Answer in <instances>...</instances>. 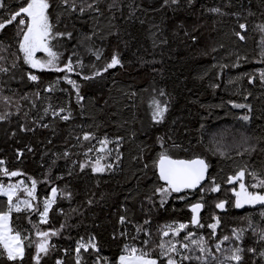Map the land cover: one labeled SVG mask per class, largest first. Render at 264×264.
Returning <instances> with one entry per match:
<instances>
[{"label": "trees", "instance_id": "1", "mask_svg": "<svg viewBox=\"0 0 264 264\" xmlns=\"http://www.w3.org/2000/svg\"><path fill=\"white\" fill-rule=\"evenodd\" d=\"M4 3L0 17L6 18L25 0ZM50 3L54 32L72 33L71 39L51 41L53 51L61 54L57 65L64 67L71 57L74 71L31 68L18 49L16 25L0 31V66L9 69L0 72V115L7 114L0 120V161L4 162L0 185L15 186L12 205L19 202L22 210L11 212V228L12 234L21 233L25 249L22 260L10 261L0 245V264H37L39 231L50 233L49 251L40 253L39 264H76L77 243L92 237L100 251H82L81 264H95L97 255L107 264H118L125 246L142 250L157 264H168L169 257L159 245L163 242L167 247L169 240L180 250V255L170 254L177 264H236L224 259L236 246L244 249L241 264H264L259 256L264 251L259 239L264 232V206L236 208L233 189L238 191L239 183H228L229 177L246 168L243 182L248 191L264 194V188L250 187L256 181L247 174L264 178V57L260 55L264 33L256 27L264 24V0H179L178 4L99 0L95 7L100 13L87 10L92 0H75L77 8H86L83 15L67 11L60 0ZM216 8L220 12L211 11ZM241 23L246 31L240 29ZM237 32L246 38L241 40ZM85 36L91 39L84 40ZM113 54L119 55L123 67L104 72ZM36 57L49 59L44 52ZM98 71L101 74L95 75ZM29 73L39 80H29ZM66 76L75 81L83 99ZM50 86L52 91L47 90ZM3 97H10L11 103H4ZM153 98L167 105L160 123L152 118ZM233 104L250 105L251 111ZM60 108L65 109L61 115L71 112L68 121L53 115ZM244 115L250 119L243 120ZM85 133L95 138L84 141ZM105 138L112 143L100 152L99 141ZM88 148L93 151L85 155ZM165 149L174 159L205 160L209 168L204 191L172 193L161 206L154 190L164 182L155 162ZM98 157L112 168L104 173H94L90 166L81 170V164L90 165ZM5 168L21 174L6 176ZM33 180L34 198L27 193ZM213 181L220 186L217 192L210 191ZM53 187L56 202L47 223H42L39 213ZM23 201L33 207L26 209ZM198 202L204 205L203 227L191 223V206ZM220 202L225 209L216 207ZM8 209V197L0 192V214ZM217 219L213 234L209 225ZM179 224L187 227L175 236L168 226L175 229ZM233 229L245 230L242 240H235ZM52 231L58 235L52 236ZM164 231L169 235L164 236ZM188 233L194 240L203 237L204 253L184 239ZM224 236L230 240L218 252L215 245ZM181 243L189 248L182 249ZM248 248L257 251L253 254ZM184 255L192 259L183 260Z\"/></svg>", "mask_w": 264, "mask_h": 264}, {"label": "snow or ice", "instance_id": "2", "mask_svg": "<svg viewBox=\"0 0 264 264\" xmlns=\"http://www.w3.org/2000/svg\"><path fill=\"white\" fill-rule=\"evenodd\" d=\"M99 2V0H92V3L87 4V10H92L97 13H100V9L98 7H95V5ZM164 4H168L169 0H163ZM172 4H178L179 0H170ZM191 2V0H189ZM60 3L65 6L66 10L69 12H76L79 11L81 15H83L86 11V8L81 6L77 8V5L75 3V0H60ZM115 4H110L109 8L111 9L114 7ZM5 3L4 0H0V8H4ZM52 7L50 0H25V3L22 4L18 10L13 12L8 17H0V31H3L8 25L15 24L17 27L16 35L19 38L18 40V49L23 54V61L25 64L29 65L33 69H48V70H54L58 72L67 71L72 72L74 71L73 62L71 57H69L67 63L64 65V67H59L57 65V61L60 59V53L57 51H53V46H51V41L57 40L58 38L67 37L69 39L72 38L71 32H54V24L51 21L49 9ZM213 12H220V9H211ZM19 18V19H18ZM240 29L247 30L246 24L241 23L239 25ZM261 33H264V24H259L256 26ZM95 33H93L94 35ZM236 35L241 39L244 40L246 37L245 35L237 32ZM91 36H85L84 40H90ZM261 43H264V37H262ZM0 44H2V41H0ZM37 52H44L47 54L49 59L47 61L40 60L36 57ZM75 55V53H74ZM261 57H264V51L260 53ZM0 59H3V57H0ZM97 59H99V53H97ZM16 65L13 64L12 67H15ZM117 66L123 67V63L119 57L118 54H113L110 61L106 64L103 71L107 72L109 69L116 68ZM9 71L8 68L0 66V72L7 73ZM101 73L98 71L95 73V75H100ZM85 79H89L90 77H84ZM261 78L264 79V72H261ZM28 79L31 81H38L39 77L35 74L29 73ZM64 79L67 80V82L71 85H73L74 88L77 89V96L79 99H83V97H79V88L76 85L75 81L69 79L67 76L64 77ZM250 82L251 79H250ZM48 91L53 90V86H50ZM160 95H164V93L161 91ZM37 96H39V93H37ZM27 97H25L26 99ZM3 101L6 104L11 103L10 97H3ZM152 105L154 106V110L152 113V118L157 123H160L164 119V115L167 112V105L161 106L160 102L153 98ZM233 107L236 108H248L249 112L251 111L250 105L245 104H233ZM47 111V110H46ZM65 109L60 108L59 111H53V115L58 116L63 121H68L71 118V112H68L65 115H61V113H64ZM7 114L0 115V120L6 119ZM243 120L248 121L250 119L249 115H244L242 117ZM43 127H48L47 124L43 125ZM30 130V129H26ZM94 135L92 133H85L83 135L84 141H90L94 139ZM161 141H163V138H160ZM51 142V141H50ZM109 143H112V141H109L107 138L102 139L99 141L100 148L98 151L105 152L107 149V145ZM161 147H164L163 142H161ZM172 147L179 148V145L173 144ZM29 151L32 149L29 148ZM254 150V149H253ZM93 151V148H88L87 152H85V155H87L88 152ZM20 155L23 153L20 152ZM108 154H111V151L108 150ZM64 156L67 157L68 153L65 152ZM104 159V157H98L94 163H91L90 165L87 164H81L80 168L83 171V169L87 166L91 167L92 172L94 173H104L106 170H110L112 168V164L102 165L101 160ZM4 162L0 161V165H2ZM155 166L159 169V179L164 182V185L157 187L154 190V194H159L161 197V206L166 202L167 198L172 193H180L184 189H195L197 188L201 182L206 178V173L208 171L209 165L205 162L204 159L196 158V159H174L170 154L168 149H165L163 152L160 153L158 160L155 162ZM247 169H241L239 170L235 176H231L228 178V183H239V191H236L233 189L236 195V201H235V207L236 208H242L244 205H264V194H260L258 192H250L248 191V185H246L243 181L246 175ZM3 174L6 176H18L21 173L17 171L9 172L6 168L3 170ZM248 175L252 176L253 180L256 182L251 184L250 187L252 188H264V178L258 177L255 173H247ZM36 188V181H32V187L31 189H27V193L30 197L34 198V192ZM0 190H3L4 195L8 197L9 201V209L7 213L0 214V245H2L4 249V253H6L7 259L10 261H17L22 260L24 257V243L23 238L21 236L20 232L13 233L12 228L9 226V218L11 212L14 210L16 212H20L22 209L20 207V203L18 202L16 205H12V198L15 194V186L10 187L7 190L3 189V186L0 185ZM220 190V186L215 184L213 181V186L210 188V191L217 192ZM201 191H204V189H201ZM68 196H71V193H68ZM57 198V189L53 187L51 189V198L44 201V209L42 212L39 213L41 217L42 223H47V217L49 210L51 206L56 202ZM180 199H184V197H180ZM149 201H151V197H149ZM25 205L26 209H31L33 206L29 201H23L22 202ZM91 203V201H89ZM203 204L198 202L196 204H193L191 206V210L194 213L192 217L191 223L194 225H198L200 227H203V225H200L199 223V210L203 208ZM216 207L219 209H223L225 207L224 202H220L216 204ZM261 216H264V212H261ZM125 222V218H120V223L123 224ZM148 221H145L147 223ZM219 225V220L217 219L216 223L209 225V227L213 230V234H215V229ZM63 227V225L61 226ZM187 227L186 224H179V226L175 229H172V226L169 225L168 228L170 231H172V234L175 236H179L180 232ZM140 230V229H138ZM244 229H233V236L235 240L240 241L242 240ZM37 235L41 238L39 243L36 244V262L39 264L40 261V253L47 254L50 248L48 237L50 235L47 231H39ZM52 236L58 235L57 231L51 232ZM123 235V233L121 234ZM164 236L169 235V231L163 232ZM192 233H188L184 239L190 240L191 244L199 246V250L201 253H204L206 251L204 244L205 241L203 237H201L199 240L191 239ZM259 239L261 241H264V232H261L259 234ZM229 236H224L222 240H220L216 245V250L218 252L222 251L221 245L225 241H229ZM144 243H147L145 241ZM179 243V242H178ZM51 247H54L51 246ZM161 249H164L163 255H166L169 257L168 264H177V261L170 255L171 253H175L177 255H180V250L177 248L176 243H173L171 240L167 242V247L165 243H161L159 245ZM180 247L182 249L187 250L189 248V245L186 243H181ZM92 250L96 253H99L100 249L95 242V238L92 237L88 241H79L77 243V247L75 248L76 253V264H81V261L83 259L82 251L84 253L89 252V250ZM139 251V254H138ZM248 252H251L253 254L256 253L255 248H248ZM125 255H121L118 259V264H157V261L155 259L147 258L148 254L143 252L142 250H138L135 247L129 248L128 246H125ZM244 252V249L240 246H236L231 249V254L226 255L224 257L225 261H234L236 264H241V261L243 260L242 253ZM259 256L261 258H264V251H261L259 253ZM183 260H190L192 257L184 255L182 256ZM196 259H201L200 257H196ZM104 262V264H107V260L104 257H101L99 255L96 256L95 264H101V262ZM57 264H62V261H57ZM223 264V262H221Z\"/></svg>", "mask_w": 264, "mask_h": 264}, {"label": "water", "instance_id": "3", "mask_svg": "<svg viewBox=\"0 0 264 264\" xmlns=\"http://www.w3.org/2000/svg\"><path fill=\"white\" fill-rule=\"evenodd\" d=\"M158 172H159V169H158ZM207 175H208V171H207V173H206V178H207ZM206 178L201 182V184H200L197 188H195V189H184V190L181 191L180 193H182V192H184V191H187V190H190V191H198V190L202 189V187L205 185ZM259 205H260V204H259ZM261 206H264V205H261ZM203 211H204V207L201 208V209L199 210V223H200V219H201V216H202ZM191 212H192V210H191ZM192 214L194 215L193 212H192ZM193 225H194V224H193ZM194 226H198V225H194Z\"/></svg>", "mask_w": 264, "mask_h": 264}, {"label": "rangeland", "instance_id": "4", "mask_svg": "<svg viewBox=\"0 0 264 264\" xmlns=\"http://www.w3.org/2000/svg\"><path fill=\"white\" fill-rule=\"evenodd\" d=\"M4 190H7V189H4ZM239 190H240V189H239ZM239 190H238V191H239ZM0 192L4 195L3 190H0ZM5 196H6V195H5ZM13 196H14V195H13ZM6 197H7V196H6ZM246 205H247V204H246ZM246 205H244V206H246ZM244 206H243V207H244ZM243 207H242V208H243ZM223 209H225V207H224ZM10 220H11V217L9 218V221H8L9 226L11 227V225H10Z\"/></svg>", "mask_w": 264, "mask_h": 264}, {"label": "flooded vegetation", "instance_id": "5", "mask_svg": "<svg viewBox=\"0 0 264 264\" xmlns=\"http://www.w3.org/2000/svg\"><path fill=\"white\" fill-rule=\"evenodd\" d=\"M187 191H188V190H187ZM184 192H185V191H184ZM247 206H250V205H246V206H244V207H247ZM244 207H243V208H244Z\"/></svg>", "mask_w": 264, "mask_h": 264}, {"label": "crops", "instance_id": "6", "mask_svg": "<svg viewBox=\"0 0 264 264\" xmlns=\"http://www.w3.org/2000/svg\"><path fill=\"white\" fill-rule=\"evenodd\" d=\"M10 225H11V220H10Z\"/></svg>", "mask_w": 264, "mask_h": 264}]
</instances>
